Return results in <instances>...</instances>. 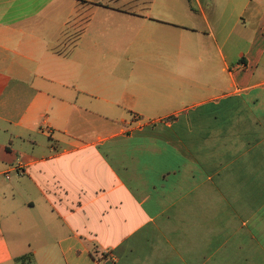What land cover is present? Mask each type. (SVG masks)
I'll return each mask as SVG.
<instances>
[{"label":"crops","instance_id":"crops-1","mask_svg":"<svg viewBox=\"0 0 264 264\" xmlns=\"http://www.w3.org/2000/svg\"><path fill=\"white\" fill-rule=\"evenodd\" d=\"M0 140V264H264V0H0Z\"/></svg>","mask_w":264,"mask_h":264},{"label":"trees","instance_id":"trees-1","mask_svg":"<svg viewBox=\"0 0 264 264\" xmlns=\"http://www.w3.org/2000/svg\"><path fill=\"white\" fill-rule=\"evenodd\" d=\"M25 259H27V261L30 260V256H22L20 258H16L15 262H16V264H21V263L25 262Z\"/></svg>","mask_w":264,"mask_h":264},{"label":"built area","instance_id":"built-area-1","mask_svg":"<svg viewBox=\"0 0 264 264\" xmlns=\"http://www.w3.org/2000/svg\"><path fill=\"white\" fill-rule=\"evenodd\" d=\"M23 171L21 170V168H18L17 169V174L18 175H22ZM6 179H9V175L6 173V176H5Z\"/></svg>","mask_w":264,"mask_h":264},{"label":"rangeland","instance_id":"rangeland-1","mask_svg":"<svg viewBox=\"0 0 264 264\" xmlns=\"http://www.w3.org/2000/svg\"><path fill=\"white\" fill-rule=\"evenodd\" d=\"M0 141H7V140H0ZM12 176V175H11ZM2 182V178L0 177V183ZM3 184L5 185V184H7L5 181H3ZM21 264H29V262L28 261H25V262H23V263H21Z\"/></svg>","mask_w":264,"mask_h":264}]
</instances>
